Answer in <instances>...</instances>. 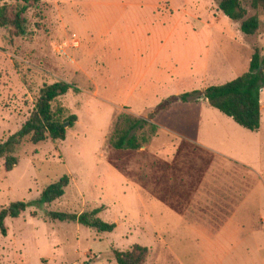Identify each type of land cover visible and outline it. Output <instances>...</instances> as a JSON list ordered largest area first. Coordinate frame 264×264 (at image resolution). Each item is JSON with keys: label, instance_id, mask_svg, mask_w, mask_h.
Segmentation results:
<instances>
[{"label": "rangeland", "instance_id": "rangeland-1", "mask_svg": "<svg viewBox=\"0 0 264 264\" xmlns=\"http://www.w3.org/2000/svg\"><path fill=\"white\" fill-rule=\"evenodd\" d=\"M217 1L40 0L27 13L26 35L8 44V32L0 28V142L28 118L43 82L78 89L60 98L76 116L64 140L23 142L10 171L0 159V209L14 201L29 204L18 218L5 220L0 264H117L113 251L135 243L148 248L144 264H264V186L247 184L240 165L233 166L238 174L231 173L232 189L251 197L221 230H214L212 203L202 211L190 198L176 213L113 166L136 169L130 160L142 155L112 149L119 114L146 118L171 97L194 98L244 73L254 48L264 55L263 13L257 33L247 36L217 11ZM29 70L34 73L28 78ZM170 106L153 118L161 129L145 149L150 156L164 157L165 143L175 139L165 128L212 144L215 120H229L205 99L174 100ZM198 127L207 135L198 134ZM196 151L205 162L192 165L206 166L208 187L195 199L205 203L213 191L214 163L212 153ZM63 175L69 177L64 194L50 204L37 202ZM94 208H101L100 220L115 223L112 232L48 215ZM247 208L252 212L245 213Z\"/></svg>", "mask_w": 264, "mask_h": 264}, {"label": "trees", "instance_id": "trees-1", "mask_svg": "<svg viewBox=\"0 0 264 264\" xmlns=\"http://www.w3.org/2000/svg\"><path fill=\"white\" fill-rule=\"evenodd\" d=\"M40 0H8L0 5V28L7 30L5 38L8 44L14 37H21L28 33L27 13L36 8ZM217 11L239 23L240 31L247 35H254L260 28L261 11L264 15V0H218ZM250 12H253L252 14ZM34 73L29 70L28 78ZM24 75L26 85L30 83ZM264 86V55L259 48H254L248 69L236 78L220 85H211L201 94L189 99L184 93L171 97L162 102L146 118L121 113L115 119L110 134V145L113 150L133 154L140 151L141 156L132 157V165L136 169H128L124 165L113 163V166L134 182L151 191L156 198L173 208L185 206L192 194L189 189L190 174H202L206 166H194L193 163L183 165L180 161L172 164L145 152V147L158 134V126L152 122L154 116L161 110L170 108L174 100L183 102H198L201 97L207 103L230 117L235 123L250 131H256L260 124V91ZM69 91L77 92L72 84L63 81H45L34 93L33 109L21 127L0 142V159H3L6 171L12 170L17 162L16 152L25 141L38 144L47 139L52 141L64 140L67 135L66 123L69 127L76 121L75 114H71L60 98ZM142 148H144L142 150ZM196 150V148H194ZM205 160V159H204ZM203 164V162H200ZM69 184V177L63 175L58 180L48 184L40 194L37 202L50 204L60 198ZM161 185V190H150ZM174 189H171L173 188ZM25 201H14L0 209V232L6 235V218H18L28 207ZM101 208L83 211L79 214L69 212H49L51 220L76 221L81 225L95 229L97 232L109 233L114 230L115 223L105 222L97 217ZM117 264H144L148 255V248L140 244H133L126 250H114Z\"/></svg>", "mask_w": 264, "mask_h": 264}, {"label": "crops", "instance_id": "crops-1", "mask_svg": "<svg viewBox=\"0 0 264 264\" xmlns=\"http://www.w3.org/2000/svg\"><path fill=\"white\" fill-rule=\"evenodd\" d=\"M250 58L251 56L249 55V61ZM206 71L207 69L205 68L204 78L206 76ZM203 99L205 98L201 97L198 102L203 101ZM170 108L165 111H169ZM228 119L229 120L217 118L215 120L213 130L211 131L213 135L212 144L208 143L209 141L202 140L201 138L199 141L189 139L172 129L165 128V131L173 135L175 139L171 138L173 141L165 143V156H159L160 159L171 164L173 162L180 161L183 165H187L186 163H194L196 159L201 160L200 162H205L204 157L202 159L200 158L202 154L197 152L194 148L197 150L202 148L204 151L212 153L214 163L212 178L213 191L212 193L211 191L208 192L211 193V196L207 198L205 203H203V201H201V203L198 199H195V195L198 190L199 194H203L204 190L208 187L205 184L207 183V180H204L208 174L207 171V173L204 171L202 174L197 173L196 175L191 173L189 189L193 190L190 198H193L194 205L198 208V210L201 209L203 211V208L205 207L203 206L204 204H213L214 230H221L226 227L229 222H233L232 218H236V214L239 212L237 210L239 204L245 205L247 198L251 197L247 192L243 195H239L236 189H232V187H234V183H232L231 173H237V170L233 167L234 165H240L245 170L239 177L242 176L241 178L245 179L247 184L250 181L256 183H254L256 188L257 183L262 187L264 186V86L260 91V124L256 131H250L241 127L230 117H228ZM152 122L154 121L152 120ZM157 126L159 128V133L161 126ZM197 132L198 134L204 132L207 135V130L204 131L200 127H198ZM143 149L144 148H142V150ZM160 149H162V146ZM236 185L238 186V180H235V187ZM140 187L143 188L142 186ZM143 189L146 190L150 196L156 198L154 193L145 188ZM155 189L161 190V185L156 188L151 186L150 188V190L153 191ZM171 189H174V187ZM252 189L253 186L251 184V192ZM160 201L163 202L162 200ZM186 206V204L185 206L182 205V207H179L178 205V208H173L168 205V207H170L173 211H176V213H182ZM244 212L251 213L252 211L247 208Z\"/></svg>", "mask_w": 264, "mask_h": 264}, {"label": "water", "instance_id": "water-1", "mask_svg": "<svg viewBox=\"0 0 264 264\" xmlns=\"http://www.w3.org/2000/svg\"><path fill=\"white\" fill-rule=\"evenodd\" d=\"M68 126V123H66V127Z\"/></svg>", "mask_w": 264, "mask_h": 264}]
</instances>
